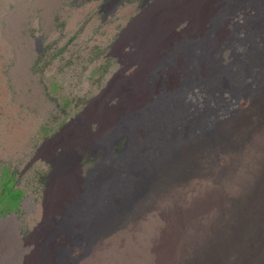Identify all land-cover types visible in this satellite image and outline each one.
Masks as SVG:
<instances>
[{
	"label": "rangeland",
	"instance_id": "1",
	"mask_svg": "<svg viewBox=\"0 0 264 264\" xmlns=\"http://www.w3.org/2000/svg\"><path fill=\"white\" fill-rule=\"evenodd\" d=\"M185 1L190 0H0V185L11 178L12 188L22 193L13 209L0 215V264H34L39 256L46 262L49 241L64 236V218L55 207L56 172L74 168L84 180L101 162V149L95 155L75 146L77 133L82 127L91 142L105 136L95 122L99 106L114 105L116 90L138 70L131 32L140 33L156 7L183 12ZM185 24L173 31L181 34ZM161 62L158 74L165 77L169 63ZM177 65L187 67L184 60ZM150 75L147 82L155 80ZM251 108L241 106L246 124L229 149L201 155L175 184L150 195L140 221H128L98 241L79 264H153L160 246L151 245L156 232L169 228L172 240L178 216L186 223V239L194 229L207 242L221 237L220 217L228 229L245 222L244 242L228 241L221 251L239 253L240 264H264V108ZM125 141L115 145V158ZM208 196L217 197L216 209L204 220L194 206ZM3 198L0 188V210L6 208Z\"/></svg>",
	"mask_w": 264,
	"mask_h": 264
},
{
	"label": "bare ground",
	"instance_id": "2",
	"mask_svg": "<svg viewBox=\"0 0 264 264\" xmlns=\"http://www.w3.org/2000/svg\"><path fill=\"white\" fill-rule=\"evenodd\" d=\"M183 7V12L174 6L156 7L140 33L131 32L138 70L129 84L116 90L114 105L99 106L95 122L105 136L91 142L82 135V127L77 133L75 146L95 155L101 149L102 160L84 180L74 168L56 172L55 207L64 218V236L47 240L51 244L46 262L39 256L34 264H53L57 255V264H79L98 241L128 221H140L150 195L181 178L201 155L229 149L233 135L246 124L241 106L251 111L264 108V0H190ZM183 20L186 29L177 34L173 28ZM181 60L186 69L177 65ZM160 61L169 63L165 77L158 74ZM150 72L155 80L147 82ZM124 138L115 158V145ZM207 199L194 206L204 220L217 197ZM172 223V240L168 228L159 229L151 242L160 245V256L151 254L153 264H240L239 253H223L221 248L228 241L244 242L245 222L228 229L220 217L217 231L222 235L209 242L194 229L186 239L183 217Z\"/></svg>",
	"mask_w": 264,
	"mask_h": 264
},
{
	"label": "trees",
	"instance_id": "3",
	"mask_svg": "<svg viewBox=\"0 0 264 264\" xmlns=\"http://www.w3.org/2000/svg\"><path fill=\"white\" fill-rule=\"evenodd\" d=\"M119 145H121V143ZM0 188L4 192L2 204L6 205L5 209L0 210V215H2L3 213L13 209V206L16 205L22 193L12 188L11 178H7L6 180L4 178L1 182Z\"/></svg>",
	"mask_w": 264,
	"mask_h": 264
}]
</instances>
